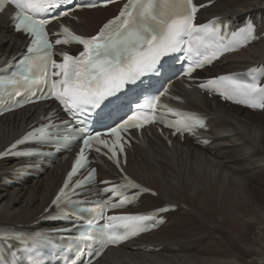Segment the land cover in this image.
<instances>
[{
    "label": "bare ground",
    "instance_id": "6f19581e",
    "mask_svg": "<svg viewBox=\"0 0 264 264\" xmlns=\"http://www.w3.org/2000/svg\"><path fill=\"white\" fill-rule=\"evenodd\" d=\"M196 2H213L201 11L198 23L214 19L238 27L250 20L259 36L199 76L264 70V0ZM119 7L83 10L72 23L79 33L92 36ZM26 42L1 16L0 66L11 61ZM173 85L183 96L181 106L203 113L208 128L184 141L171 137L170 145L153 130L132 147L127 169L157 191L156 196L143 195L131 211L165 204L177 209L165 215L156 231L109 248L94 264H264V112L224 103L197 89L185 90L178 82ZM54 108L39 104L1 117L0 152ZM27 164L22 159H0V228L42 231L63 226L48 222L46 209L70 158L62 155L49 167L26 169ZM100 175L102 180L119 178L106 162ZM22 245L12 241L4 247L13 250Z\"/></svg>",
    "mask_w": 264,
    "mask_h": 264
},
{
    "label": "snow or ice",
    "instance_id": "6c2138e0",
    "mask_svg": "<svg viewBox=\"0 0 264 264\" xmlns=\"http://www.w3.org/2000/svg\"><path fill=\"white\" fill-rule=\"evenodd\" d=\"M11 4L15 8L12 16L14 27L17 31H24L30 34L33 39L31 45L27 48L28 53L42 54L39 58L44 61V67L49 66L59 71L43 72L44 83L48 88L51 97H54L64 105L68 112L73 114L75 124H83L84 121L78 119L79 114L85 113L89 109L101 107L104 101L114 96L117 92L130 83H135L141 77L148 73L157 71L162 57L165 55L180 51L185 46V37H192L197 34L195 39L198 44L213 48L212 44H207L209 40H215L220 33V27H211L210 24L197 25L194 23L197 7L193 4V0H128L118 16L109 20L99 32L90 37L77 35L69 27L62 26L63 40L56 39V44H68L71 42L79 43L83 46V51L76 56H72L67 52L62 54V62L57 63L52 59L51 49L52 43L48 39V33L45 30V25L49 20L37 18L39 14L49 12L53 8L60 6L59 0H0V13L4 11L5 5ZM94 7V4H77V7ZM61 15H68L67 12ZM253 28L248 26L246 29L240 30L242 39L247 41L252 37ZM235 37L237 33H232ZM220 47H223L222 45ZM187 49L192 52L191 40L187 42ZM224 50H228L224 48ZM196 55H200L199 52ZM216 51L211 53L215 56ZM211 56H205L203 60L197 63V67H203L205 63L211 62ZM26 66L23 73H18L24 81H29V73L33 71V65L30 57H25ZM193 69L190 67L188 72ZM52 76H60V79H50ZM16 80L6 81L5 83H17ZM208 85L224 86L226 88L225 98L231 99L232 95L243 96L247 99L253 98L257 93V87L254 84H244L239 80L230 76H221L217 79L208 81ZM200 87H206L201 84ZM232 95H228V92ZM260 99L264 101V89H260ZM35 95V93H34ZM163 95V93H161ZM39 99L49 98L47 95H40ZM160 96L146 100V105L154 110ZM246 100L239 101L240 103ZM31 98H28L24 103H30ZM16 106H22L17 102ZM252 107H264V103L257 105L251 104ZM145 105L137 104L136 108L142 109ZM10 110V109H6ZM182 116L181 120L175 122L176 131L180 132L192 131L196 126L204 124V120L196 114H183L178 110L169 109ZM155 116H146L140 120L138 113H133L122 123L116 127H112L109 131L115 137L111 143L107 139L101 138V133L95 135L86 132L84 127H72L69 131L79 132L82 140V146L77 155L72 170L68 173L67 179L60 189L57 196L52 201L54 206H59L62 201L73 203L68 193L69 189L75 193L76 188L83 186V181H77L70 188V182L73 175L77 173L78 168L84 167L86 160L85 152L93 147V142L96 145H102L109 148L111 155L109 159L115 160L117 165L120 164V159L117 156V148L123 152L124 145L121 143V133L126 132L130 128H142L145 124L154 122ZM67 123V122H66ZM173 126V125H170ZM49 138V133L45 127L34 129L28 132L21 139L16 140L4 152H0V157L6 155H20V152H13L21 145L29 140H46ZM67 138V137H65ZM96 152H100L101 148L96 147ZM108 155L107 152L104 153ZM95 170L89 172L85 180H90L94 176ZM127 183L120 186L113 185L112 187L104 188V192H112L116 196H123L121 189L136 188L141 186L128 180ZM103 183H108L104 181ZM148 191V189H143ZM125 197L121 204L126 202ZM110 201H104L100 206V211L104 207L109 206ZM120 205L111 204V207ZM167 208L155 210L149 214L137 215H121L111 216L109 221H120L124 225L123 234H118L116 225L106 224L100 229L99 240L103 247L109 244H117L120 241L128 239L130 236H135L138 232L144 231V223L146 221H154L159 212L167 211ZM18 240H35L37 238L47 241L48 235L38 233L36 236H26L22 233L0 234V240L8 239ZM93 239L92 236L88 237ZM103 247L100 251H103ZM75 264V262H74Z\"/></svg>",
    "mask_w": 264,
    "mask_h": 264
}]
</instances>
